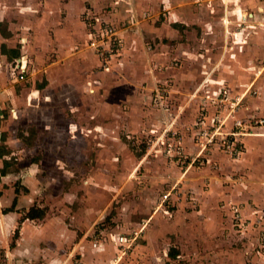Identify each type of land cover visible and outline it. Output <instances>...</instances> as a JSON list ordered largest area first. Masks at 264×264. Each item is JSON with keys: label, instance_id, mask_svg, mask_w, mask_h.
Instances as JSON below:
<instances>
[{"label": "rangeland", "instance_id": "1", "mask_svg": "<svg viewBox=\"0 0 264 264\" xmlns=\"http://www.w3.org/2000/svg\"><path fill=\"white\" fill-rule=\"evenodd\" d=\"M255 9L0 0L13 30L5 45L30 57L22 78L16 60L7 65L4 138L34 146L19 155L42 160L35 185L48 213L29 258L0 264H86L88 253L102 255L94 264H264V19H252ZM58 27L66 37L54 38Z\"/></svg>", "mask_w": 264, "mask_h": 264}, {"label": "crops", "instance_id": "2", "mask_svg": "<svg viewBox=\"0 0 264 264\" xmlns=\"http://www.w3.org/2000/svg\"><path fill=\"white\" fill-rule=\"evenodd\" d=\"M236 1H239L241 7L250 6L256 8L255 11L251 13L252 19H256L260 22L264 19V0ZM70 13L71 14H68L65 18L66 20L74 19L75 13ZM207 17L208 16H206V18ZM225 17L227 18L225 19L227 33L229 22L228 11ZM226 20L228 21L227 23ZM0 22L2 23V27L8 31V34H3L0 30V125H2L0 126V260L6 259L11 263L15 259L24 260L27 257L29 258L31 254L29 245L33 243L36 238L41 237V232L44 228V224L41 223L44 222L43 220H47L48 213L45 211L44 205L37 202L38 189L35 184L37 180L40 179L39 173L36 172L40 159H33L34 155H32L28 161L21 164L23 163L22 157L19 155L24 150L34 148V146L20 141L16 136L9 133L6 134L4 138V132L8 127L11 128V125H9L10 123H5V117H11L10 115L5 116V113H7L4 109L5 103L7 102L5 98L6 92L11 94L14 93V89L12 90L13 85L7 83V65L10 61L16 60L17 67L24 69L28 62H30V57L27 53L24 54V50L20 52L17 46L5 45L7 40L13 36V30L8 27L2 19H0ZM64 30L65 29H60L58 27L54 33V38L56 39L58 35H63L64 37L66 35ZM38 35L39 33L37 36ZM69 40L70 39H68V41ZM72 40L74 39L71 38L69 43L67 41V47H71ZM28 46H31V42L29 45H24L26 52ZM64 51L62 48L61 52ZM23 58H25L24 67H22ZM13 97L14 94L11 98L13 99ZM11 112L14 114V109H11ZM10 122H13V118L12 121L10 119ZM40 162H42V160H40ZM33 206L44 209L45 212L43 217L28 218L25 216L27 211ZM38 222H40V224ZM57 236H60L58 231ZM84 257L86 264H94V262H98L102 258V255H92L88 253L87 256ZM51 259L54 261L60 260L58 257H52Z\"/></svg>", "mask_w": 264, "mask_h": 264}, {"label": "trees", "instance_id": "3", "mask_svg": "<svg viewBox=\"0 0 264 264\" xmlns=\"http://www.w3.org/2000/svg\"><path fill=\"white\" fill-rule=\"evenodd\" d=\"M0 30L3 32V34H8V31L5 30V28L2 27V23L0 22ZM44 209L43 208H39V207H31L27 213H26V217L28 218H41L44 215Z\"/></svg>", "mask_w": 264, "mask_h": 264}, {"label": "built area", "instance_id": "4", "mask_svg": "<svg viewBox=\"0 0 264 264\" xmlns=\"http://www.w3.org/2000/svg\"><path fill=\"white\" fill-rule=\"evenodd\" d=\"M23 71H24L23 69H20V70L18 71V76H19L20 78L23 77ZM117 240H118V243H119L120 245H123V246L129 245V242L131 241L130 238L126 237L125 235H120V236H118V237H117ZM93 245L96 246V245H97V242H94Z\"/></svg>", "mask_w": 264, "mask_h": 264}, {"label": "bare ground", "instance_id": "5", "mask_svg": "<svg viewBox=\"0 0 264 264\" xmlns=\"http://www.w3.org/2000/svg\"><path fill=\"white\" fill-rule=\"evenodd\" d=\"M227 22H228V21L226 20V23H227ZM22 62H23V64H24V62H25V61H24V58H23V61H22ZM116 261H117V259H116Z\"/></svg>", "mask_w": 264, "mask_h": 264}]
</instances>
